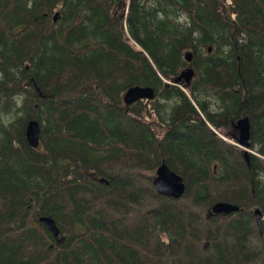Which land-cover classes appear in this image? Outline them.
Instances as JSON below:
<instances>
[{
    "label": "trees",
    "instance_id": "trees-1",
    "mask_svg": "<svg viewBox=\"0 0 264 264\" xmlns=\"http://www.w3.org/2000/svg\"><path fill=\"white\" fill-rule=\"evenodd\" d=\"M244 114L247 156L212 130ZM161 158L180 198L126 170ZM0 264H264V0H0Z\"/></svg>",
    "mask_w": 264,
    "mask_h": 264
},
{
    "label": "water",
    "instance_id": "water-1",
    "mask_svg": "<svg viewBox=\"0 0 264 264\" xmlns=\"http://www.w3.org/2000/svg\"><path fill=\"white\" fill-rule=\"evenodd\" d=\"M56 17L57 12L54 11L52 14V19H55ZM184 59L185 61H190V50H186L184 52ZM193 74L194 70L190 62H188V64L181 68L179 73L173 77V82H179L181 79H183V85L187 84ZM152 96L153 91L150 86L132 84L124 89L121 97L124 103H130L137 99H150ZM232 126L236 130V143L242 147L248 146L250 143L249 117L246 114L238 116L232 122ZM39 130V124L35 118H29L26 120L24 126V136L26 142L32 147H36L39 144ZM243 154L247 155V151L244 148ZM98 180L103 183H107V180L104 177H99ZM151 182L156 192L164 196L177 198L184 192L185 183L182 176L178 172L169 168L163 158H161L160 162L156 165L154 174L151 175ZM209 208L212 213L228 214L230 212L236 211L238 209V205L227 200H215L211 203ZM253 214L255 215L256 224L259 226L261 212L258 207L253 208ZM38 219L53 235L57 234L58 228L52 217L49 215H39Z\"/></svg>",
    "mask_w": 264,
    "mask_h": 264
},
{
    "label": "rangeland",
    "instance_id": "rangeland-1",
    "mask_svg": "<svg viewBox=\"0 0 264 264\" xmlns=\"http://www.w3.org/2000/svg\"><path fill=\"white\" fill-rule=\"evenodd\" d=\"M226 1H228V0H226ZM55 10V9H54ZM54 10H52V11H54ZM185 65H183V67H184ZM178 86H180L181 88H182V86L180 85V84H177ZM186 90V89H185ZM141 100V102L142 103H144L143 105H144V107H143V109H142V111H141V114H142V117L144 118V120H146V121H148V120H150V119H153V118H155L156 119V115H155V111H154V109L152 108V106L150 105V102L151 101H148V100H150V99H145V98H142V99H140ZM212 127V126H211ZM228 127V128H227ZM221 128L222 129H216V128H214L213 127V129L216 131L215 133L216 134H218V135H220L222 138H224L225 140H227L228 142H230V143H232V144H234V145H236V148H240L241 150L244 148V149H246V151L249 153V152H252V153H254L255 152V148L254 147H250L249 145L248 146H244V147H242V146H240V145H238L237 143H236V130L232 127V125H231V127L230 126H226V127H222L221 126ZM224 130H226V131H224ZM222 132H227V135L225 136V135H223V133ZM154 169H155V167L154 168H152V169H147V170H142V171H136L137 169H133V167L131 168V165H129V166H127L126 167V170L128 171V174H133V175H135L136 177H141V178H146V176L147 175H152V174H154ZM141 178H139V180H141ZM147 182H145L144 184H146ZM148 184V183H147ZM147 184H146V186H147ZM185 194V192L182 194V195H184ZM181 197V196H180ZM179 197V198H180ZM251 225H252V230L254 231V230H256V228L254 227V217H253V215H252V223H251Z\"/></svg>",
    "mask_w": 264,
    "mask_h": 264
},
{
    "label": "flooded vegetation",
    "instance_id": "flooded-vegetation-1",
    "mask_svg": "<svg viewBox=\"0 0 264 264\" xmlns=\"http://www.w3.org/2000/svg\"><path fill=\"white\" fill-rule=\"evenodd\" d=\"M183 81V80H182ZM231 125H232V123H231ZM233 127V126H232ZM244 156H247V155H244ZM254 218H255V215H254ZM255 223H256V221H255Z\"/></svg>",
    "mask_w": 264,
    "mask_h": 264
}]
</instances>
